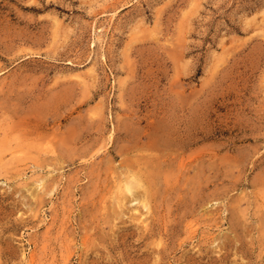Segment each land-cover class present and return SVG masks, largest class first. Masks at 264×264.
<instances>
[{"label": "rangeland", "instance_id": "rangeland-1", "mask_svg": "<svg viewBox=\"0 0 264 264\" xmlns=\"http://www.w3.org/2000/svg\"><path fill=\"white\" fill-rule=\"evenodd\" d=\"M0 264H264V0H0Z\"/></svg>", "mask_w": 264, "mask_h": 264}, {"label": "bare ground", "instance_id": "bare-ground-1", "mask_svg": "<svg viewBox=\"0 0 264 264\" xmlns=\"http://www.w3.org/2000/svg\"><path fill=\"white\" fill-rule=\"evenodd\" d=\"M153 180H146L138 172L133 173L126 181L123 182L120 187L121 199L119 200L120 206L124 205V200L128 197L131 200L137 199L140 196V202L142 205L150 211L151 200L149 196L151 195V185H153ZM137 195V196H136Z\"/></svg>", "mask_w": 264, "mask_h": 264}]
</instances>
